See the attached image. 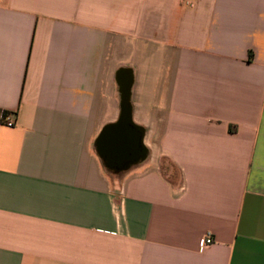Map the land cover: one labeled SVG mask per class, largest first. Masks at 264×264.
I'll return each instance as SVG.
<instances>
[{
	"label": "crops",
	"instance_id": "0c3cea01",
	"mask_svg": "<svg viewBox=\"0 0 264 264\" xmlns=\"http://www.w3.org/2000/svg\"><path fill=\"white\" fill-rule=\"evenodd\" d=\"M8 113L0 264H264V0H0Z\"/></svg>",
	"mask_w": 264,
	"mask_h": 264
},
{
	"label": "water",
	"instance_id": "95a60500",
	"mask_svg": "<svg viewBox=\"0 0 264 264\" xmlns=\"http://www.w3.org/2000/svg\"><path fill=\"white\" fill-rule=\"evenodd\" d=\"M123 144L124 141L120 140L119 130L115 129L104 134L99 147L106 156V160L113 161V158H117L124 151Z\"/></svg>",
	"mask_w": 264,
	"mask_h": 264
},
{
	"label": "built area",
	"instance_id": "2783aa9c",
	"mask_svg": "<svg viewBox=\"0 0 264 264\" xmlns=\"http://www.w3.org/2000/svg\"><path fill=\"white\" fill-rule=\"evenodd\" d=\"M0 124L5 125L6 127L14 126V114L8 113L5 117H1ZM212 243V240L209 235H206L199 244L200 250L207 248Z\"/></svg>",
	"mask_w": 264,
	"mask_h": 264
}]
</instances>
